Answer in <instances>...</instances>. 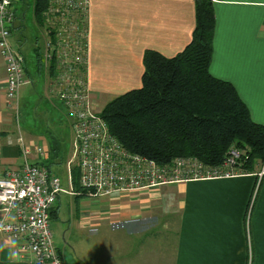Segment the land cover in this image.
Listing matches in <instances>:
<instances>
[{"label": "crops", "instance_id": "1", "mask_svg": "<svg viewBox=\"0 0 264 264\" xmlns=\"http://www.w3.org/2000/svg\"><path fill=\"white\" fill-rule=\"evenodd\" d=\"M210 1L215 28L209 71L229 81L248 107L251 118L264 125V0ZM17 2L19 5L15 6ZM24 3L32 9L34 0L31 6L30 1L15 2L10 39H14L17 52L33 75L31 88H38L46 98L42 85L49 76L45 72V78L39 79L34 73V50L40 46L35 43L37 34L32 38L24 24ZM30 22L37 27V33L44 35L33 9ZM194 28L195 0H90L87 76L94 97L110 95L113 98L139 88L144 50L175 56L190 42ZM5 88V71L0 58V168L23 163L18 144L21 136L25 144L40 145L47 151L44 160L34 154L30 160L50 164V169L59 176L61 146L53 157L49 141L42 133L15 131L13 114L5 106ZM23 88L27 93L31 90L29 85ZM17 131L19 134H14ZM58 135H52L55 138L50 141L56 140L62 145V134ZM258 171L174 182L134 192L131 195L136 200L141 197L140 208L133 205L129 215L121 221L127 225L122 228L125 233L116 238L117 242L112 240L103 251L78 252L70 263L62 248L65 264H264V174L259 178ZM61 194L67 193L58 195L51 210L57 217H60ZM120 196L107 200L122 201L128 194L122 196L124 199H119ZM152 196L168 199L167 202L159 199L160 204L152 207L155 212L156 208L176 206L174 229L170 230L167 225L162 230L147 231L149 224L159 219L156 215H144L148 212L144 209L145 200ZM79 200L74 198V201ZM86 209V205L82 208L79 204L75 208L79 222L74 221L80 225L88 222L89 215L96 216L91 209L89 213ZM104 221L101 217L95 219L93 224L90 222L89 230L95 232ZM0 264H28L19 256L15 241L4 234H0Z\"/></svg>", "mask_w": 264, "mask_h": 264}, {"label": "built area", "instance_id": "2", "mask_svg": "<svg viewBox=\"0 0 264 264\" xmlns=\"http://www.w3.org/2000/svg\"><path fill=\"white\" fill-rule=\"evenodd\" d=\"M15 0H0V58L5 71V106L18 110L20 88L31 81L23 57L10 45L15 21ZM90 0H47L42 13L46 37L43 53L45 71L53 65L57 100L71 117L72 157L68 159V188L60 177L31 154L44 160L40 145L25 144L18 137L23 163L0 168V234L16 243L18 254L28 264H65L53 242L50 215L61 192L74 195L72 167L88 195L109 197L132 194L188 180L244 174L234 165L244 150L230 147L224 162L211 166L195 157L179 156L159 164L128 150L111 133L98 109L88 83V12ZM84 68V69H83ZM47 69V70H46ZM264 174V165L256 176Z\"/></svg>", "mask_w": 264, "mask_h": 264}, {"label": "trees", "instance_id": "3", "mask_svg": "<svg viewBox=\"0 0 264 264\" xmlns=\"http://www.w3.org/2000/svg\"><path fill=\"white\" fill-rule=\"evenodd\" d=\"M46 3L47 0L33 3L39 26L43 24ZM214 28L211 1L195 0V28L190 42L172 57L145 49L141 86L110 99L100 115L128 150L159 164L187 156L219 166L229 148L237 147L244 151L234 165L252 173L264 164V125L251 118L248 107L229 81L210 73ZM34 52V73L43 79L46 72L50 78L54 66L45 71L40 47ZM23 65L33 83V75L25 62ZM59 149L56 140L49 144L53 157ZM46 165L50 168V164ZM72 185L76 200L88 196L79 184L76 166L72 167Z\"/></svg>", "mask_w": 264, "mask_h": 264}, {"label": "rangeland", "instance_id": "4", "mask_svg": "<svg viewBox=\"0 0 264 264\" xmlns=\"http://www.w3.org/2000/svg\"><path fill=\"white\" fill-rule=\"evenodd\" d=\"M17 1V0H16ZM13 3V6L15 2ZM27 2L30 1L31 6V0H26ZM19 2L15 4V6H18ZM25 8V26L28 27L30 31V35L32 38L35 34H37V40L35 43L41 47L42 55L44 53V44L46 41V37L44 35H40L39 31L37 33V27L30 22L32 9H28L26 3H24ZM42 27V26H41ZM42 36V37H41ZM10 45L15 51H18L17 44L15 43L14 39H10ZM54 75H52L53 77ZM54 78L52 79L50 83V78L45 80L42 89L43 92L46 94V98L44 97V94L41 93L38 88H31L30 84V91L27 93V90H25L23 87L26 85H23L20 88V93H18L19 97V106L17 111L9 110L13 114V127L18 130H22L23 132L27 131L32 134L36 133H42L47 140L49 141V144L52 143L50 139L55 138L52 135L60 136L59 133L62 134L61 138V167H60V174L59 177L61 178L62 185L66 188H68V180H67V161L72 157L71 153V117L68 115L67 111L63 107V105L57 100L55 96L54 91ZM31 81V80H30ZM97 98V97H96ZM110 97V95H107L104 98H97L98 99V109L101 113V110L103 106L105 105L107 100ZM114 98V97H113ZM14 134H19L17 131ZM237 148V147H236ZM57 164V163H56ZM263 163H261L256 170L259 169V171L262 168ZM255 170V171H256ZM253 171V172H255ZM258 171V172H259ZM246 173V172H244ZM149 190V189H148ZM145 191V190H142ZM135 194V193H133ZM120 196V195H118ZM121 195L119 199H124ZM114 198L115 196H109V197H93L88 195L86 198H82L80 201H74V196H69L67 194H61L60 196V217L54 216L53 214L50 215V226L51 231L53 234V242L58 247L59 250H62L64 257L66 260L70 263L71 260H74V255L78 252H85L88 250H97V251H103L105 246H109L111 241L113 240V243L117 242L116 238H119L123 233H125V229H122L124 225L126 226L124 221V218L129 215L131 212V207L137 206V208H140L138 203H140L139 199L141 197L136 198L128 194L126 199L122 201H111L107 200V198ZM157 197L152 196L148 199L146 198L144 203V209L148 211L144 215L149 216L156 215L159 217L158 221L152 222L149 224V227L147 228V231L154 232L158 230H162L165 227H169L171 230L174 229L177 219V210L176 206L165 208L163 206L161 210L159 208L156 210L152 207H157L159 205L160 201L167 202L168 199H164L161 197H158L157 200L155 199ZM160 199V201H159ZM175 201V200H174ZM173 201V202H174ZM93 202V203H92ZM153 204H151V203ZM111 203V204H109ZM172 203V201H171ZM78 204L80 207L84 208V206H87V213H89L90 209L91 212L94 215H89L90 217L86 223L78 224L79 222L75 217L76 213H74L75 208L77 209ZM112 205V207H110ZM176 205V203H175ZM102 218L104 223L102 222L98 228H96V231H90L89 227L91 224H93V221L97 218ZM74 219L77 221H74ZM100 220V219H99ZM108 221H116L117 224H110ZM91 222V224H90ZM84 224L86 227H84ZM112 225H114L112 227ZM121 227V228H120ZM65 233V238L63 237V234ZM76 260V258H75ZM75 264V263H73Z\"/></svg>", "mask_w": 264, "mask_h": 264}, {"label": "bare ground", "instance_id": "5", "mask_svg": "<svg viewBox=\"0 0 264 264\" xmlns=\"http://www.w3.org/2000/svg\"><path fill=\"white\" fill-rule=\"evenodd\" d=\"M20 151H21V149H20Z\"/></svg>", "mask_w": 264, "mask_h": 264}]
</instances>
